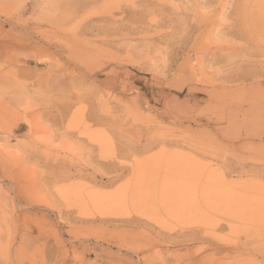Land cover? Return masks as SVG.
I'll list each match as a JSON object with an SVG mask.
<instances>
[{
    "label": "rangeland",
    "instance_id": "374dc122",
    "mask_svg": "<svg viewBox=\"0 0 264 264\" xmlns=\"http://www.w3.org/2000/svg\"><path fill=\"white\" fill-rule=\"evenodd\" d=\"M0 264H264V0H0Z\"/></svg>",
    "mask_w": 264,
    "mask_h": 264
},
{
    "label": "bare ground",
    "instance_id": "6f19581e",
    "mask_svg": "<svg viewBox=\"0 0 264 264\" xmlns=\"http://www.w3.org/2000/svg\"><path fill=\"white\" fill-rule=\"evenodd\" d=\"M211 154H212V153H211ZM183 170H184V169H183ZM183 170H182V171H183ZM183 174H184V173H183ZM184 179H185V181H186V178H184ZM182 181H183V180H182ZM182 183H183V182H182ZM172 184H173V182H172ZM172 184H169L168 186H171ZM173 185H174V184H173ZM173 185H172V187H174ZM186 185H187V184H186ZM180 187H181V186H180ZM177 188H179V187H177ZM185 188H186V187H185ZM198 188H199V187H198ZM181 189H182V188H181ZM181 189H180V190H181ZM184 190H185V189H184ZM172 191H174V190H172ZM186 191H187V189H186ZM180 192H181V191H180ZM191 192H192V191H191ZM181 193H182V192H181ZM184 193H185V192H184ZM187 193H188V192H187ZM194 193H195V191H194ZM175 194H176V193H175ZM178 194H180V193H178ZM190 194H191V193H190ZM197 194H198V193H197ZM180 195H181V194H180ZM184 195H186V194H184ZM192 196H193V195H192ZM192 196H191V197H192ZM177 198H178V197H177ZM179 201H180V200H179ZM179 203H180V202H179Z\"/></svg>",
    "mask_w": 264,
    "mask_h": 264
}]
</instances>
